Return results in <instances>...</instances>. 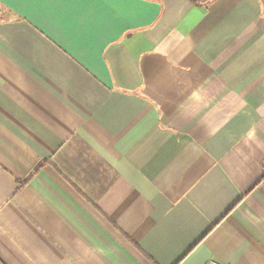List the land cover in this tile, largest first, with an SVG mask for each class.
<instances>
[{
    "label": "crops",
    "instance_id": "0c3cea01",
    "mask_svg": "<svg viewBox=\"0 0 264 264\" xmlns=\"http://www.w3.org/2000/svg\"><path fill=\"white\" fill-rule=\"evenodd\" d=\"M212 262L264 264V0H0V264Z\"/></svg>",
    "mask_w": 264,
    "mask_h": 264
},
{
    "label": "snow or ice",
    "instance_id": "6c2138e0",
    "mask_svg": "<svg viewBox=\"0 0 264 264\" xmlns=\"http://www.w3.org/2000/svg\"><path fill=\"white\" fill-rule=\"evenodd\" d=\"M37 12L47 13L74 25L82 18L97 26L144 6V0H20ZM158 7V5H150Z\"/></svg>",
    "mask_w": 264,
    "mask_h": 264
},
{
    "label": "built area",
    "instance_id": "2783aa9c",
    "mask_svg": "<svg viewBox=\"0 0 264 264\" xmlns=\"http://www.w3.org/2000/svg\"><path fill=\"white\" fill-rule=\"evenodd\" d=\"M210 264H216V263L212 262V263H210Z\"/></svg>",
    "mask_w": 264,
    "mask_h": 264
}]
</instances>
